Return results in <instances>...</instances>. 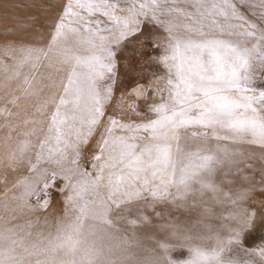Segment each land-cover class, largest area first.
Returning <instances> with one entry per match:
<instances>
[{
    "label": "snow or ice",
    "instance_id": "1",
    "mask_svg": "<svg viewBox=\"0 0 264 264\" xmlns=\"http://www.w3.org/2000/svg\"><path fill=\"white\" fill-rule=\"evenodd\" d=\"M50 29L4 49L21 94L51 110L10 158L34 173L13 199L47 207L38 193L59 178L65 210L46 234L0 227V264H253L238 253L246 231H264V212L245 203L258 161L264 191V0H64ZM138 37L156 88L124 84L130 102L113 106ZM225 203L227 238L207 223ZM252 255L264 264V240Z\"/></svg>",
    "mask_w": 264,
    "mask_h": 264
},
{
    "label": "rangeland",
    "instance_id": "2",
    "mask_svg": "<svg viewBox=\"0 0 264 264\" xmlns=\"http://www.w3.org/2000/svg\"><path fill=\"white\" fill-rule=\"evenodd\" d=\"M63 2L64 0H0V227H12L19 224H25L26 226L29 224L38 225L42 223V225L46 224L49 227L44 232L46 234L52 230V225L63 215L65 210L67 193L62 191L64 181L59 178L56 179L54 185L47 189V196L44 189H40L38 193L40 200L47 199L49 201L47 207L38 204L35 195L27 200L26 205L22 201L13 199L22 191L17 186L18 182L25 178H30L34 173L29 172L25 165L14 168L10 158L18 150L20 141L25 139L24 133L36 129L38 135L42 134L40 129L47 127V115L51 110H41L40 99L21 94L20 85L23 75L19 79L13 78L11 54H6L4 51L9 44L18 45L22 42L28 43L34 39L48 40V33L51 30L50 25L56 13L60 12ZM137 41V43L129 44L122 55L121 76L124 77V82L115 90L113 106L120 101L121 96H125V106L130 102L126 94L121 91L124 84L139 80L141 85L146 84L148 86V91L150 88H156V85L151 82L152 74L157 71L154 60L150 58L153 54V49L150 45L145 46L143 38L138 37ZM68 43L70 44L71 41L69 40ZM4 65H7V68ZM56 67L59 68L61 65L57 63ZM41 72L53 73V78H56L55 69L45 67L41 69ZM23 73L27 74L28 69L24 68ZM141 77L143 79H140ZM144 100L145 98L140 99L141 105H143ZM125 110L130 114V110L126 108ZM136 119L139 120L140 118L136 117ZM31 121H36V123L33 124ZM29 139L35 143L37 137L32 136ZM257 155L259 156V153ZM259 163L258 161L255 176L256 187L250 190L249 198L245 202L250 210L255 209L257 211V220L259 219V214L264 212V191L261 190L262 186L258 183ZM39 167L46 168L49 174L55 170V165L43 162ZM257 197L258 200L256 199ZM217 207L218 210L216 212L213 211L214 215L207 223L213 227L217 223H219L221 228L230 227L229 222L231 221H229L228 217L233 210V206L230 203H225L222 206L217 205ZM234 226L232 225V227ZM258 227L257 223V226L246 231L244 233V241L250 236L256 238L259 234H264V231L258 230ZM27 230L32 231L34 234L38 233L32 227L30 229L26 227ZM220 234L227 238L229 232H224L222 229ZM137 235L141 238L143 244L149 247L156 246L147 238L148 234L137 233ZM233 247L238 248L239 245ZM245 247L249 252L238 253V258L241 261H252L253 264H256L258 257L252 255V251L257 248ZM174 255L182 258L184 253L177 250Z\"/></svg>",
    "mask_w": 264,
    "mask_h": 264
},
{
    "label": "bare ground",
    "instance_id": "3",
    "mask_svg": "<svg viewBox=\"0 0 264 264\" xmlns=\"http://www.w3.org/2000/svg\"><path fill=\"white\" fill-rule=\"evenodd\" d=\"M144 87V90L145 92L147 93L148 91V86L146 84H143L142 85ZM261 186V185H260ZM256 196V195H255ZM258 200V197L256 198ZM261 202V201H260ZM261 204V203H260ZM217 206H214L213 207V211L216 212L218 210V207L216 208ZM258 207V206H257ZM261 208V206H259ZM231 222L230 223V227H232V225H235L234 222L232 220H229ZM228 225V224H227ZM32 229L36 232H46V230L49 229V227L45 224V225H42V223L38 224V225H31ZM215 227H218V228H221L219 227V223L216 224ZM228 228L229 226L227 227H224V228H221V230L223 229L224 232H228ZM136 232L137 233H145V234H148V230L146 229H139L137 228L136 229ZM223 234V232H222ZM221 235V234H220ZM222 236V235H221ZM264 240V234H259L258 237H254V236H250L247 240L244 241V245L247 246V247H254V248H258V246L261 244V241ZM152 241V244L155 245V242L153 240ZM257 243V244H256Z\"/></svg>",
    "mask_w": 264,
    "mask_h": 264
}]
</instances>
